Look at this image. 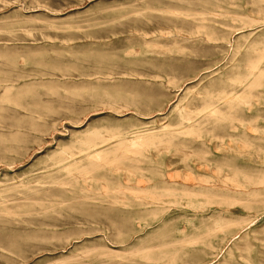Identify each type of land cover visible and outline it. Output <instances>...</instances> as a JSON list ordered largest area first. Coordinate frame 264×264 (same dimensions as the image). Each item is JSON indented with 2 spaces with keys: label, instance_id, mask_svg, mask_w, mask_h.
I'll use <instances>...</instances> for the list:
<instances>
[{
  "label": "rangeland",
  "instance_id": "rangeland-1",
  "mask_svg": "<svg viewBox=\"0 0 264 264\" xmlns=\"http://www.w3.org/2000/svg\"><path fill=\"white\" fill-rule=\"evenodd\" d=\"M261 16L0 0V264H264Z\"/></svg>",
  "mask_w": 264,
  "mask_h": 264
},
{
  "label": "bare ground",
  "instance_id": "bare-ground-1",
  "mask_svg": "<svg viewBox=\"0 0 264 264\" xmlns=\"http://www.w3.org/2000/svg\"><path fill=\"white\" fill-rule=\"evenodd\" d=\"M262 17V16H261ZM251 19H252V17H251ZM256 19V18H255ZM255 21V20H254ZM256 22H264V17H262V18H259V19H257V21H255V23ZM261 190V189H260ZM263 191V190H262ZM251 192V191H250ZM246 199V198H245ZM258 217V216H257ZM250 247V246H249Z\"/></svg>",
  "mask_w": 264,
  "mask_h": 264
}]
</instances>
